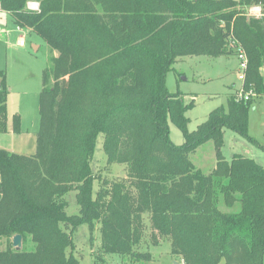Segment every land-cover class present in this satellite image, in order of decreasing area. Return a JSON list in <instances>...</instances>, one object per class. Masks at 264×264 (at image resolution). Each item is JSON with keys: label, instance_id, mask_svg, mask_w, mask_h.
I'll list each match as a JSON object with an SVG mask.
<instances>
[{"label": "trees", "instance_id": "trees-1", "mask_svg": "<svg viewBox=\"0 0 264 264\" xmlns=\"http://www.w3.org/2000/svg\"><path fill=\"white\" fill-rule=\"evenodd\" d=\"M251 6L263 15L247 16ZM0 12L50 49L35 152L0 149V264H78L66 249L74 252L82 225L100 233L92 264L150 262L139 250L146 233L149 246L167 239L179 264H263L264 168L239 154L226 161L220 147L225 129L253 142L248 115L264 96V0H0ZM236 46L248 60L242 88L189 132L193 100L167 90L168 72L184 57L235 56ZM5 79L0 71V134L18 135V115L7 126ZM249 91L255 96L245 100ZM98 135L106 166L121 165L124 178L92 173ZM207 142L215 166L203 174L189 155ZM70 192L77 215L66 213Z\"/></svg>", "mask_w": 264, "mask_h": 264}, {"label": "rangeland", "instance_id": "rangeland-1", "mask_svg": "<svg viewBox=\"0 0 264 264\" xmlns=\"http://www.w3.org/2000/svg\"><path fill=\"white\" fill-rule=\"evenodd\" d=\"M236 1V0H235ZM30 10H36L37 4L29 3ZM245 14L250 16L248 10ZM23 40L25 47L19 48L18 42ZM36 50H35V48ZM50 49L35 35H27L26 31L18 29L10 17L0 12V71L5 72V82L9 89L7 97V126L11 130L12 118L18 115L21 133L11 132L0 134V149L19 155H33L35 152V138L39 130V93L41 90V75L48 64ZM236 56H221L217 58L206 56H192L180 58L173 65V69L166 76V88L170 93L179 91L184 95L185 103L193 100V107L186 111L189 123L187 129L192 132L203 123L207 115L220 106H225L226 100L235 89L243 86L242 75L236 72ZM264 77V69L261 71ZM240 84V85H239ZM248 98L255 96L247 92ZM247 133L253 142L225 129L223 131L220 151L226 161L234 154L254 159L264 168V96L255 100L248 115ZM169 137L175 146L183 144V136L179 129L169 124ZM103 136L98 135L95 141L91 170L94 175H100L108 180H120L125 177V169L121 165L106 166L103 151ZM189 160L203 174H208L215 165V154L212 142H207L189 155ZM99 184L93 183V196ZM67 215H77L79 208L76 204L75 192L66 197ZM224 210L223 207H220ZM234 208L231 211H235ZM65 233L64 227L61 228ZM148 234L139 250L149 252L151 261L132 264H174L176 261L170 255L167 239L157 246H149ZM74 252L66 249V256L70 254L77 258L78 264H92L91 252L100 246L98 228L91 232L86 225L74 230L72 234ZM21 247V246H20ZM4 248L0 244V250ZM32 249V244H27ZM76 259V260H77ZM74 260V259H73ZM121 259L108 258L107 264H120ZM126 261V260H125ZM264 264V260H263Z\"/></svg>", "mask_w": 264, "mask_h": 264}, {"label": "built area", "instance_id": "built-area-1", "mask_svg": "<svg viewBox=\"0 0 264 264\" xmlns=\"http://www.w3.org/2000/svg\"><path fill=\"white\" fill-rule=\"evenodd\" d=\"M247 10H248L250 17L259 18L263 15V12L259 6H251V7H248ZM23 45H24L23 40H20L19 46H23ZM235 56H236V60L238 62L237 72L241 73V75H242L241 82H244L246 70L248 67L247 56L245 55L244 50L241 47H237V46H236V55ZM240 95H241V93H240ZM244 96H245L244 99L247 100L248 96L247 95H244Z\"/></svg>", "mask_w": 264, "mask_h": 264}, {"label": "water", "instance_id": "water-1", "mask_svg": "<svg viewBox=\"0 0 264 264\" xmlns=\"http://www.w3.org/2000/svg\"><path fill=\"white\" fill-rule=\"evenodd\" d=\"M35 48V47H34ZM36 50V48H35ZM12 245L14 248L19 249L21 246V237L19 235H16L12 238ZM174 264H178L177 262H175Z\"/></svg>", "mask_w": 264, "mask_h": 264}, {"label": "crops", "instance_id": "crops-1", "mask_svg": "<svg viewBox=\"0 0 264 264\" xmlns=\"http://www.w3.org/2000/svg\"><path fill=\"white\" fill-rule=\"evenodd\" d=\"M19 41V40H18ZM18 47L19 48H24L25 47V44L23 45V46H19V42H18ZM227 57V56H226ZM236 59V58H235ZM237 61V60H236ZM237 66H238V62H237ZM263 70V69H262ZM236 72H237V69L235 70ZM240 85V84H239ZM259 100V99H258ZM215 166V165H214ZM220 207H223V206H220ZM224 208V207H223ZM221 209V208H220ZM222 210V209H221ZM231 210H233V209H231ZM231 210H228V209H226V208H224V210H222V211H231ZM179 264V263H178Z\"/></svg>", "mask_w": 264, "mask_h": 264}]
</instances>
